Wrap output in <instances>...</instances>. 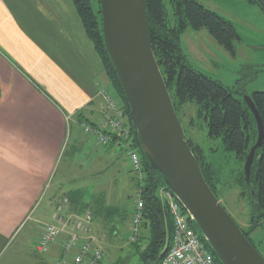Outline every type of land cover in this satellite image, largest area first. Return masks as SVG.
Returning <instances> with one entry per match:
<instances>
[{"label":"crops","instance_id":"0c3cea01","mask_svg":"<svg viewBox=\"0 0 264 264\" xmlns=\"http://www.w3.org/2000/svg\"><path fill=\"white\" fill-rule=\"evenodd\" d=\"M95 55L71 0H0V254L30 224L39 241L56 215L90 214L92 227L96 209L78 195L87 202L106 194L96 179L122 158V149L101 147L83 130L105 109L100 89L112 93ZM65 238L41 254L25 235L26 250L8 264H56Z\"/></svg>","mask_w":264,"mask_h":264},{"label":"trees","instance_id":"16d2710c","mask_svg":"<svg viewBox=\"0 0 264 264\" xmlns=\"http://www.w3.org/2000/svg\"><path fill=\"white\" fill-rule=\"evenodd\" d=\"M91 1L71 0L84 35L100 59L112 93L122 103L133 137L129 110L103 45L99 0H96V12L93 11ZM243 1L247 5L262 6L264 3V0ZM168 3L174 19L173 25L169 22ZM145 7L151 48L178 119L180 120L179 112L185 106L194 105L195 116L201 121L200 126L203 127L207 140L217 143L222 150L219 159L206 157L203 147L198 142L185 138L205 182L217 197V191L224 188L227 178L232 175L234 177L232 183L234 182L233 185L238 189L240 198H248L251 204V186L256 194L258 216L254 217L257 208L251 207L252 215L245 230L238 226L250 243L249 236L258 229L259 220L264 218V92H254L250 96L260 115L263 134L261 145L254 154L247 183L244 163L250 148L257 140V128L255 119L242 98L244 91L228 89L191 67L180 48V35L188 27L194 31L205 30L218 46L230 54L235 52L234 44L240 40L239 35L230 21L205 8L196 0H145ZM192 123L190 119V124ZM129 147L137 152L134 137L131 138ZM224 160L235 165L231 172L226 168L228 164L225 165ZM142 169L146 177L143 175L140 183L135 180V191L141 188V199L144 203L142 221L136 239L131 243L138 242L140 231L144 229L146 231L144 246L137 245L136 248L141 249L144 264H160L171 246L173 225L167 207L156 196L158 185L163 186L162 180L156 172L147 169L143 164ZM194 229L196 230L195 227ZM260 243L264 245V241ZM207 249L209 250L208 246ZM210 253L215 258L211 251ZM261 257L264 259V256ZM215 261L217 262L216 258Z\"/></svg>","mask_w":264,"mask_h":264},{"label":"water","instance_id":"95a60500","mask_svg":"<svg viewBox=\"0 0 264 264\" xmlns=\"http://www.w3.org/2000/svg\"><path fill=\"white\" fill-rule=\"evenodd\" d=\"M99 8L104 49L127 104L143 166L159 175L161 191L182 206L219 264H264L205 182L187 145L151 48L145 0H99ZM243 100L257 128V140L244 163L248 183L263 133L250 96ZM251 205L259 209L252 186Z\"/></svg>","mask_w":264,"mask_h":264},{"label":"rangeland","instance_id":"374dc122","mask_svg":"<svg viewBox=\"0 0 264 264\" xmlns=\"http://www.w3.org/2000/svg\"><path fill=\"white\" fill-rule=\"evenodd\" d=\"M196 1L230 21L234 25L240 40L234 44L235 55H233L218 46L205 30L194 31L188 27L180 35V48L188 64L220 82L228 89L244 91L242 98L245 95L251 96L254 92H264V16L259 9L247 5L243 0ZM91 6L96 12L97 1L92 0ZM168 6L169 22L173 25L174 19L172 12H170L169 3ZM97 56L95 55V58L99 61L100 71H103ZM81 63L83 66L86 65L85 60H81ZM195 109L194 105H187L179 112L184 133L186 132L185 138L198 142L203 147L206 157L211 156L219 159V156H222V150L217 143L207 140L205 131L200 126L201 121L195 116ZM190 119L193 121L192 124H190ZM131 138L133 137L131 136ZM120 154L119 157L122 158L117 159L118 161L114 163L112 171H107L105 176L96 179L107 183L104 188L107 193L101 196L93 195L96 203H92L93 199L91 200V198L85 202L84 195H78V201L79 204L80 202L91 204L93 211L96 209L91 228L93 229L95 244L104 252V259L99 264H144L140 253L141 249L138 250L136 247L137 245L144 246L146 231L141 229L136 244L130 242L131 215L136 198V182L133 173H131V165L129 160L127 161L125 149ZM122 159L126 160L124 165L121 163L124 161ZM224 162L226 165L227 162L225 160ZM227 164L226 168L231 172L235 165L233 162ZM128 170L130 173L127 172ZM144 176L146 177L145 172ZM232 178H234L232 175L228 177L222 191L220 189L217 191V198L222 200V206L236 224L245 230L252 215V205L248 198L238 196L239 191L233 185ZM93 180L95 179H91V181ZM88 181L81 180V183L86 184ZM160 187L159 184L156 189V196L163 202ZM86 189L91 190L90 188ZM87 195L85 194V196ZM90 196L92 195L90 194ZM82 199L84 201H80ZM36 230L37 226L30 224L26 230L18 235L17 240L4 246L0 254V264H8L11 256H14L20 249H25V247L20 248L22 243L19 242L25 235H27L28 246H31L29 248H34L38 242ZM251 237L255 244L264 241V220L261 226L251 234Z\"/></svg>","mask_w":264,"mask_h":264},{"label":"built area","instance_id":"2783aa9c","mask_svg":"<svg viewBox=\"0 0 264 264\" xmlns=\"http://www.w3.org/2000/svg\"><path fill=\"white\" fill-rule=\"evenodd\" d=\"M100 95L106 106L100 118L93 125H82L84 131L97 139L101 147L114 144L125 149V155L131 165V173L140 183L143 179L142 162L139 154L129 146L131 131L126 122L121 101L109 90L100 89ZM127 148V149H126ZM165 195V198H164ZM163 204L167 207L172 221L173 236L170 248L167 250L160 264H217L215 258L207 249L206 242L184 211L182 206L169 193L162 192ZM144 203L141 199V188L136 190V198L131 215L130 242L135 241L142 221ZM60 211V209H58ZM52 225H46L41 233L35 250L46 254L51 245L65 235L60 245L62 258L56 264H99L104 259L103 250L95 244L91 228V215L83 218H65L56 215ZM75 251L71 259L67 256Z\"/></svg>","mask_w":264,"mask_h":264},{"label":"flooded vegetation","instance_id":"af4514ba","mask_svg":"<svg viewBox=\"0 0 264 264\" xmlns=\"http://www.w3.org/2000/svg\"><path fill=\"white\" fill-rule=\"evenodd\" d=\"M249 6H255V7H257L258 9H259V11L261 12V14L264 16V3H263V5L262 6H260V5H257V4H249ZM233 55H235V52H234V54ZM225 209V208H224ZM259 211V209H257L254 213V217L256 218V216H258V214L259 213H257ZM264 220V218L263 219H261V220H259L260 221V224H259V227L261 226V223H262V221ZM258 221V220H257ZM238 225V224H237ZM247 227V226H246ZM255 232V231H254ZM249 240H250V243H251V245L254 247V249L260 254V256H264V245L262 244V243H260V242H258V243H256L255 244V242L253 241V239H252V237L251 236H249ZM262 254V255H261Z\"/></svg>","mask_w":264,"mask_h":264}]
</instances>
